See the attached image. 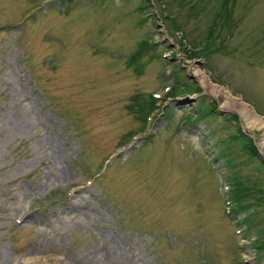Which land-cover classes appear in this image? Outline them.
<instances>
[{"label":"rangeland","instance_id":"374dc122","mask_svg":"<svg viewBox=\"0 0 264 264\" xmlns=\"http://www.w3.org/2000/svg\"><path fill=\"white\" fill-rule=\"evenodd\" d=\"M222 3L0 0V264H264L263 131L213 90L264 119V0Z\"/></svg>","mask_w":264,"mask_h":264},{"label":"bare ground","instance_id":"6f19581e","mask_svg":"<svg viewBox=\"0 0 264 264\" xmlns=\"http://www.w3.org/2000/svg\"><path fill=\"white\" fill-rule=\"evenodd\" d=\"M204 78V77H203ZM202 79V78H201ZM203 84L209 86V83L207 81L202 80ZM214 87L213 85L211 88ZM216 92V95L222 96L225 99L224 108L226 109H237L240 113V115L248 122L249 125H251L252 128L259 129L263 131L264 136V119L257 116L248 106L241 103L238 99L233 98L227 91L214 88L213 89Z\"/></svg>","mask_w":264,"mask_h":264},{"label":"trees","instance_id":"16d2710c","mask_svg":"<svg viewBox=\"0 0 264 264\" xmlns=\"http://www.w3.org/2000/svg\"><path fill=\"white\" fill-rule=\"evenodd\" d=\"M222 6H221V8H220V10H219V13H218V15H217V17H219L222 13H226V16H227V18H228V16H229V11L230 10H232V9H229V0H222ZM147 7V3L145 4V5H141V6H139V10H144L145 8ZM214 25H215V23H214ZM212 39V37H209V38H207L206 40H207V42H209L210 40ZM156 46V43H149L148 42V40H143V41H141L139 44H138V55H140V53L141 52H143L145 49H147V48H150V47H155ZM140 52V53H139ZM137 55V54H136ZM137 55V56H138ZM171 90V89H170ZM153 101H155L152 97H151V103H150V109H149V111H148V113L146 114V116L147 115H149V114H151L152 112H154V110H155V108H154V102ZM146 116H145V118H143V120L145 121V119H146ZM148 118V117H147ZM263 198V197H262ZM259 200H263V199H258V201Z\"/></svg>","mask_w":264,"mask_h":264}]
</instances>
